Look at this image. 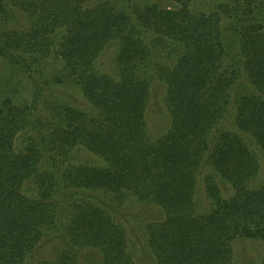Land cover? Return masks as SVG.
<instances>
[{"label":"trees","instance_id":"1","mask_svg":"<svg viewBox=\"0 0 264 264\" xmlns=\"http://www.w3.org/2000/svg\"><path fill=\"white\" fill-rule=\"evenodd\" d=\"M202 1L0 0V62L33 81L30 104L0 82V264H141L144 202L151 264H235L236 238L264 264V0ZM48 57L64 73L45 77Z\"/></svg>","mask_w":264,"mask_h":264},{"label":"rangeland","instance_id":"2","mask_svg":"<svg viewBox=\"0 0 264 264\" xmlns=\"http://www.w3.org/2000/svg\"><path fill=\"white\" fill-rule=\"evenodd\" d=\"M212 0H203L202 2H199L196 4L195 7L198 9H205L208 10L209 7H211L213 4H211ZM19 22L23 27L28 26V20L25 17V15L21 14L19 15ZM62 29H59L58 32L55 34L53 41L56 43L59 39V37L62 35ZM112 50L110 49V53ZM48 61V64H47ZM44 69L46 73H44V76H53V75H60L59 73H64L62 70V64H52L50 63V57L45 59L44 62ZM0 82L6 83L10 86V93L12 94V99L21 104H30L31 99L33 97L32 92V84L33 81L28 78V75L25 74L22 69H20L18 66L13 65L12 63H1L0 62ZM49 90L43 91L44 98H47L49 96ZM58 91L61 93H64L68 98L71 104L76 105L78 107L86 105V101L82 99V96L80 94V91L78 88L72 86V85H58L57 88ZM53 92V90L51 89ZM54 93V92H53ZM40 100L42 98L40 97ZM43 106V101H42ZM148 110H147V135L148 137L152 139H157L161 137L166 129L169 126L168 116L161 105V93L157 97L152 98L151 104H147ZM72 158L74 159L75 163H93V164H102L101 160L87 152L84 149H80L78 152L74 153L72 155ZM98 194L102 195V192H98ZM57 198L58 195H55ZM103 198L107 199L111 196L109 195H102ZM132 200L133 198H126L124 199V204L126 209L132 211L137 209L139 206L133 205L132 206ZM144 206L142 207H149V210H147V214L145 217L144 215H141L136 224V230L137 235L133 234L132 239L129 240L131 243L133 240V245L136 246V243L142 242L143 244L141 247L146 248V238H145V224L148 222H154L157 220V217L160 215L156 205L152 203H143ZM132 206V207H131ZM142 210V209H138ZM160 217V216H159ZM133 245H130L129 252L131 253L133 259L138 263L141 264H151L150 260L147 258V255L141 254L139 252L138 248H135ZM232 248H233V254L235 259V264H260L263 251L261 243L256 239H244V238H236L232 242ZM149 250H146L145 252L148 253Z\"/></svg>","mask_w":264,"mask_h":264}]
</instances>
